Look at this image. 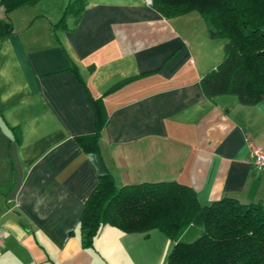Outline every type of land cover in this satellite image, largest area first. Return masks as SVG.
Listing matches in <instances>:
<instances>
[{
    "label": "crops",
    "instance_id": "obj_1",
    "mask_svg": "<svg viewBox=\"0 0 264 264\" xmlns=\"http://www.w3.org/2000/svg\"><path fill=\"white\" fill-rule=\"evenodd\" d=\"M77 1L0 10L15 29L0 39V264H166L173 243L158 230L107 225L84 247L100 178L177 182L203 206H264L250 157L264 149V100L205 96L225 53L199 13L167 19L145 0H81L65 13ZM97 101L107 120L87 153L78 140L97 133Z\"/></svg>",
    "mask_w": 264,
    "mask_h": 264
},
{
    "label": "trees",
    "instance_id": "obj_2",
    "mask_svg": "<svg viewBox=\"0 0 264 264\" xmlns=\"http://www.w3.org/2000/svg\"><path fill=\"white\" fill-rule=\"evenodd\" d=\"M40 1L0 0V10L8 16ZM152 8L167 19L197 12L223 42V62L201 81L208 99L230 95L245 106L264 100V0H153ZM83 9L79 0L65 13ZM8 19H0L1 40L14 34ZM100 104L97 133L78 140L87 153L99 152L107 120ZM107 225L125 234L162 232L173 243L166 264H264V206L227 198L203 206L192 188L177 182L118 187L103 175L81 216L84 247L91 248Z\"/></svg>",
    "mask_w": 264,
    "mask_h": 264
},
{
    "label": "built area",
    "instance_id": "obj_3",
    "mask_svg": "<svg viewBox=\"0 0 264 264\" xmlns=\"http://www.w3.org/2000/svg\"><path fill=\"white\" fill-rule=\"evenodd\" d=\"M145 4L149 7H152L153 0H145ZM250 157L252 160V166L254 167L255 171L264 174V149L257 148L251 145ZM2 244L3 240L0 239V254Z\"/></svg>",
    "mask_w": 264,
    "mask_h": 264
},
{
    "label": "rangeland",
    "instance_id": "obj_4",
    "mask_svg": "<svg viewBox=\"0 0 264 264\" xmlns=\"http://www.w3.org/2000/svg\"><path fill=\"white\" fill-rule=\"evenodd\" d=\"M66 11V10H65ZM11 16V15H10ZM61 23V22H60ZM60 23L57 25V26H59L60 25ZM56 28V27H55ZM159 232V231H158ZM167 239H165L167 242H169V240H168V237H166ZM168 255V254H167ZM167 257L168 256H166V260L165 261H167ZM166 263V262H165Z\"/></svg>",
    "mask_w": 264,
    "mask_h": 264
},
{
    "label": "water",
    "instance_id": "obj_5",
    "mask_svg": "<svg viewBox=\"0 0 264 264\" xmlns=\"http://www.w3.org/2000/svg\"><path fill=\"white\" fill-rule=\"evenodd\" d=\"M213 33V31H211Z\"/></svg>",
    "mask_w": 264,
    "mask_h": 264
}]
</instances>
